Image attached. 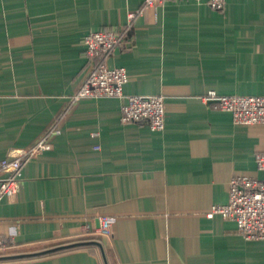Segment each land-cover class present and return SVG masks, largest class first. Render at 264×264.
I'll return each instance as SVG.
<instances>
[{"label": "crops", "instance_id": "crops-1", "mask_svg": "<svg viewBox=\"0 0 264 264\" xmlns=\"http://www.w3.org/2000/svg\"><path fill=\"white\" fill-rule=\"evenodd\" d=\"M209 1L0 0V160L60 130L0 201V235L17 242L0 264H264V241L204 215L233 177L264 179V125L203 100L264 95V0ZM111 30L119 43L96 61L127 69L124 97L73 102L91 70L85 37ZM129 95H163L165 128L124 123ZM102 215L114 222L100 245L26 251L88 237Z\"/></svg>", "mask_w": 264, "mask_h": 264}, {"label": "built area", "instance_id": "built-area-1", "mask_svg": "<svg viewBox=\"0 0 264 264\" xmlns=\"http://www.w3.org/2000/svg\"><path fill=\"white\" fill-rule=\"evenodd\" d=\"M165 0H145V8L157 9ZM226 0H210L209 6L222 10ZM129 18L135 14L129 13ZM119 30L94 31L85 39V51L90 61L91 70L86 80L73 95L72 101L82 98L124 97V85L129 80L127 69L110 67L106 63L94 65L98 57L110 55L119 43ZM215 110L230 113L233 121L241 125H264V95L262 96H225L211 91L203 98ZM124 123H143L152 131L165 128L166 111L163 95H129L122 107ZM59 129L49 128L29 148H15L0 160V201L13 196L20 190L21 167L24 161L37 157L52 148L50 138L59 134ZM257 167L264 172V151L257 156ZM208 218L221 216L233 221L244 239L264 241V179L250 176L233 177L229 182V201L224 205H214L204 212ZM95 235L111 236L113 218L102 215ZM91 234V235H92ZM17 246L12 236L0 235V254H5Z\"/></svg>", "mask_w": 264, "mask_h": 264}, {"label": "trees", "instance_id": "trees-1", "mask_svg": "<svg viewBox=\"0 0 264 264\" xmlns=\"http://www.w3.org/2000/svg\"><path fill=\"white\" fill-rule=\"evenodd\" d=\"M101 236L102 235H90L88 237H80L74 240L60 241V242L49 244L48 246H44L43 248H40V247L31 248L30 247V248H27L26 251L31 252V251H38V250L56 249L54 251H51L50 253L52 254L65 253L71 250H75L77 248L86 247L87 244L102 242Z\"/></svg>", "mask_w": 264, "mask_h": 264}, {"label": "water", "instance_id": "water-1", "mask_svg": "<svg viewBox=\"0 0 264 264\" xmlns=\"http://www.w3.org/2000/svg\"><path fill=\"white\" fill-rule=\"evenodd\" d=\"M99 245H100V243H98ZM60 248H62V247H60ZM54 250H56V249H51V250H46V251H44L45 253H48V252H51V251H54Z\"/></svg>", "mask_w": 264, "mask_h": 264}, {"label": "rangeland", "instance_id": "rangeland-1", "mask_svg": "<svg viewBox=\"0 0 264 264\" xmlns=\"http://www.w3.org/2000/svg\"><path fill=\"white\" fill-rule=\"evenodd\" d=\"M93 64H94V65H98L99 62H97L96 60H94V61H93Z\"/></svg>", "mask_w": 264, "mask_h": 264}]
</instances>
